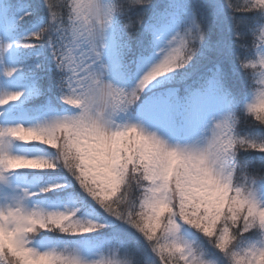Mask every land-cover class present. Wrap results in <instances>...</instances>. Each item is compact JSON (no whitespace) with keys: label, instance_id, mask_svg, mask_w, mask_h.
Instances as JSON below:
<instances>
[{"label":"snow or ice","instance_id":"obj_1","mask_svg":"<svg viewBox=\"0 0 264 264\" xmlns=\"http://www.w3.org/2000/svg\"><path fill=\"white\" fill-rule=\"evenodd\" d=\"M0 264H264V0H0Z\"/></svg>","mask_w":264,"mask_h":264},{"label":"trees","instance_id":"obj_2","mask_svg":"<svg viewBox=\"0 0 264 264\" xmlns=\"http://www.w3.org/2000/svg\"><path fill=\"white\" fill-rule=\"evenodd\" d=\"M241 2H242V0H241Z\"/></svg>","mask_w":264,"mask_h":264}]
</instances>
